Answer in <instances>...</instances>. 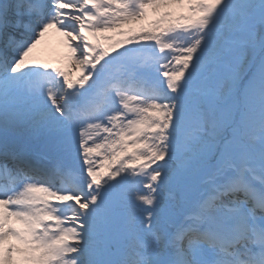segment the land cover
I'll return each instance as SVG.
<instances>
[{
  "label": "snow or ice",
  "instance_id": "snow-or-ice-1",
  "mask_svg": "<svg viewBox=\"0 0 264 264\" xmlns=\"http://www.w3.org/2000/svg\"><path fill=\"white\" fill-rule=\"evenodd\" d=\"M0 264H264V0H0Z\"/></svg>",
  "mask_w": 264,
  "mask_h": 264
},
{
  "label": "rangeland",
  "instance_id": "rangeland-1",
  "mask_svg": "<svg viewBox=\"0 0 264 264\" xmlns=\"http://www.w3.org/2000/svg\"><path fill=\"white\" fill-rule=\"evenodd\" d=\"M133 28V27H131ZM117 37L116 39H120ZM66 49L61 41V38L56 33H51L44 38L42 44L38 47L36 55L46 62L56 63L57 58L61 56V53ZM67 50V49H66ZM49 56V58H48Z\"/></svg>",
  "mask_w": 264,
  "mask_h": 264
},
{
  "label": "bare ground",
  "instance_id": "bare-ground-1",
  "mask_svg": "<svg viewBox=\"0 0 264 264\" xmlns=\"http://www.w3.org/2000/svg\"><path fill=\"white\" fill-rule=\"evenodd\" d=\"M149 18H151V17H149ZM147 23H148L147 20H145V21H139V22H134V23L129 24V25H125V27L139 28L141 25L147 26ZM109 35H114V34L113 33H109ZM115 38H117V37H115ZM66 52H67V50L64 49V51L61 53V56H59L57 58L56 64H58L59 66H64V64L66 63V61L64 60V57L66 55ZM48 58H49V56H48ZM77 74H78V72L76 70H72L73 77H75Z\"/></svg>",
  "mask_w": 264,
  "mask_h": 264
}]
</instances>
